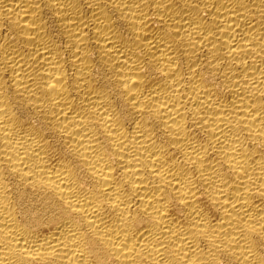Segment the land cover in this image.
I'll return each instance as SVG.
<instances>
[{
    "label": "bare ground",
    "instance_id": "1",
    "mask_svg": "<svg viewBox=\"0 0 264 264\" xmlns=\"http://www.w3.org/2000/svg\"><path fill=\"white\" fill-rule=\"evenodd\" d=\"M0 264H264V0H0Z\"/></svg>",
    "mask_w": 264,
    "mask_h": 264
}]
</instances>
